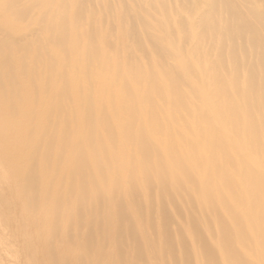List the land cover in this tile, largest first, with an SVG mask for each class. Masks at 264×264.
<instances>
[{
  "label": "bare ground",
  "instance_id": "obj_1",
  "mask_svg": "<svg viewBox=\"0 0 264 264\" xmlns=\"http://www.w3.org/2000/svg\"><path fill=\"white\" fill-rule=\"evenodd\" d=\"M0 45V107L26 122L0 147L54 199L52 240L76 211L89 258L264 264V0H0Z\"/></svg>",
  "mask_w": 264,
  "mask_h": 264
},
{
  "label": "rangeland",
  "instance_id": "obj_2",
  "mask_svg": "<svg viewBox=\"0 0 264 264\" xmlns=\"http://www.w3.org/2000/svg\"><path fill=\"white\" fill-rule=\"evenodd\" d=\"M29 20L30 18L28 17L26 18L25 21L19 22L16 25L28 29L29 27L31 28L33 26L36 27V25L34 24H29ZM50 30L51 29H48V31L46 30L45 32L49 34ZM14 47L17 48V45L15 44ZM50 48L52 54H54V47L51 46ZM32 64L34 65V63ZM1 106L2 107H0V110L5 112L6 118L2 117L4 119L2 120L0 116V127L2 129L4 127L5 132H7L8 134H13V133L15 134L18 131L17 127L20 128V125L22 126L23 124H26V122L21 120V122H19V124L20 123L21 124L15 125L14 127L12 123V119L10 117L12 113V111H10V107L3 106L2 104ZM73 137L74 135L70 130L69 132L70 141L73 140ZM10 141H11V147L13 148L14 147L12 146L14 145L13 140L10 139ZM1 143L2 142L0 141V144ZM7 149H8V145L7 148L5 149L0 147V191L3 192V193L0 192V194L2 196L4 195L3 197L6 199L3 200L2 196L0 197V264H28V263L29 264H67L65 263L66 261H68V264H75V263L79 264L80 260H82L83 258H85L84 259L85 261L83 260L82 262H80V264L83 262L84 264L85 262L86 264H90V262L91 264H97L98 263L97 260H99V255L100 254L102 255V253H99L97 255V253L100 252V250L98 249L96 254L94 253L93 256L90 255L91 258L90 259L88 252H85L86 250H84V246H83L85 238L83 237V234L79 232V230L77 232V229H79L78 227L79 225L77 222L78 214L76 213V211L71 212L72 216L70 214V211L68 212V216L70 215L71 218L73 217V222L75 224L73 231L74 235L71 236L72 242L70 240H66L68 238L70 239V236L67 238L68 234L66 232H68L67 227L69 226H68V219H65V216L63 217L62 220V227L64 232L63 233L64 239L62 240L64 241V243L59 244L57 241L52 240V238H54L52 234L54 233V231L52 232V230H54V227L52 229L51 227H52V222L54 226L53 219L56 213L54 212L55 211L54 199L49 197L47 200V196L45 197L43 195L42 198L35 205L37 208L33 204H31V202L27 199L28 195L26 192V188L20 184V180L17 176L19 172H21L24 169H27V164H26L27 162L25 160L26 157H24V155L20 153L14 154L13 151L4 154V150ZM70 150L71 149H69L68 151ZM50 168L52 172L53 166ZM61 180H62L61 177L56 178L54 180V183H52V185H47V184L44 185L42 187V191L48 190L47 192H51L54 195V192L62 187ZM64 188H66L67 190H71L72 194L70 192V196L72 195L73 197H77V196L80 197L82 195L81 193L82 189L80 191L79 187L77 186L76 188H74L69 184L68 186L66 185V187ZM5 201L8 204V209H6L7 205H5L6 204ZM86 201L88 203V207L94 208L96 206V203L91 199L90 196H88ZM28 204L30 205V207ZM72 204L73 206H75L73 201L67 200L66 202H64V205L66 206H72ZM33 207L36 208V213L35 211H33V209H35ZM1 209H3V211ZM112 209L113 206L111 205L110 207L103 209L98 216H93V217L87 216V218L90 220H95L100 215L109 212ZM33 213H35L34 214L35 216H33ZM232 222L235 223L236 221L232 220ZM205 225L209 228H212L213 226H215V223L213 222V220H208L205 223ZM6 228L9 229V231ZM79 233L80 235H78ZM49 237H51L50 243H49V239H50ZM73 242L75 244H73ZM49 245L50 247L53 246L52 248L54 249L55 253L53 249H51L50 251ZM113 248H114L113 245H109V250L107 253H105V256L106 254L107 256L105 257L104 255H102L100 257L101 262H99L98 264H104V263L113 264L115 261L116 264L125 263V262L123 263V261L120 260L117 252H116L117 255L116 253H112ZM28 251L30 252V256ZM81 251H82V255H81ZM51 252L56 255L53 256H55V260L57 259V263L53 262L55 260L53 259ZM109 253H110V257H109ZM112 255H114V258L112 257ZM81 256L83 257L82 259ZM116 256H118V258H116ZM103 257L107 258L105 259L106 262L105 260L103 261L104 259ZM115 258L118 261L115 260ZM127 264H133V263L130 262ZM199 264H203V263H199Z\"/></svg>",
  "mask_w": 264,
  "mask_h": 264
}]
</instances>
